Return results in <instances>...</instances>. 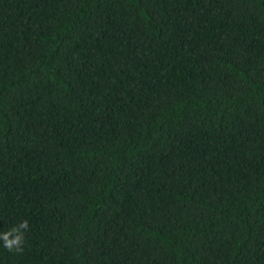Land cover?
Here are the masks:
<instances>
[{"label": "trees", "instance_id": "16d2710c", "mask_svg": "<svg viewBox=\"0 0 264 264\" xmlns=\"http://www.w3.org/2000/svg\"><path fill=\"white\" fill-rule=\"evenodd\" d=\"M0 264H264V0H0Z\"/></svg>", "mask_w": 264, "mask_h": 264}, {"label": "clouds", "instance_id": "9594fccd", "mask_svg": "<svg viewBox=\"0 0 264 264\" xmlns=\"http://www.w3.org/2000/svg\"><path fill=\"white\" fill-rule=\"evenodd\" d=\"M30 229L28 220H24L8 231L0 232V241L9 252L22 253L26 232Z\"/></svg>", "mask_w": 264, "mask_h": 264}]
</instances>
